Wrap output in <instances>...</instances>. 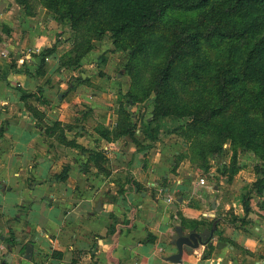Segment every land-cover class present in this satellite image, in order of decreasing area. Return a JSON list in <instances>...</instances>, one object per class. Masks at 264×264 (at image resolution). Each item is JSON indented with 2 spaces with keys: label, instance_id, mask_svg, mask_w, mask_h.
Masks as SVG:
<instances>
[{
  "label": "crops",
  "instance_id": "1",
  "mask_svg": "<svg viewBox=\"0 0 264 264\" xmlns=\"http://www.w3.org/2000/svg\"><path fill=\"white\" fill-rule=\"evenodd\" d=\"M55 27L46 12L29 15L15 0H0V264L9 254L10 264H170L163 258L177 252L176 227L200 233L216 221L210 256L199 247L181 264H264V220L240 221L243 207L223 199L217 166L205 181L164 131L155 140L139 128L115 138L112 81L93 75L75 86L55 51L37 71L38 54L56 44ZM22 93L33 96L21 100ZM127 110L136 123L134 108ZM56 123L68 145L46 133ZM242 176L231 190H241Z\"/></svg>",
  "mask_w": 264,
  "mask_h": 264
},
{
  "label": "trees",
  "instance_id": "2",
  "mask_svg": "<svg viewBox=\"0 0 264 264\" xmlns=\"http://www.w3.org/2000/svg\"><path fill=\"white\" fill-rule=\"evenodd\" d=\"M15 1L32 15L26 0ZM39 1L52 21L73 33L76 65L91 48V36L109 33L117 49L127 53L132 89L135 79L145 80L142 75L148 74L145 81L153 98L151 113L142 123L144 135L155 140L166 118L188 121L190 132L213 138L207 144L213 148L211 157L229 142L241 152L255 154L264 165V0ZM176 13L192 19L177 20ZM53 51L38 54L37 71ZM59 66L63 68L64 62L59 60ZM80 83L75 80V86ZM32 96L22 93L21 100ZM127 97L132 101L131 92ZM32 113L41 123L42 115ZM136 129L132 115L118 111L114 137L132 138ZM46 133L68 145L60 124L46 127ZM255 170L260 179L253 187L264 210V169ZM67 173L64 169L56 180L65 181ZM242 207L244 223L250 212L247 198ZM7 243L15 245L12 234ZM210 252L207 245L203 259Z\"/></svg>",
  "mask_w": 264,
  "mask_h": 264
},
{
  "label": "rangeland",
  "instance_id": "3",
  "mask_svg": "<svg viewBox=\"0 0 264 264\" xmlns=\"http://www.w3.org/2000/svg\"><path fill=\"white\" fill-rule=\"evenodd\" d=\"M26 1L28 2L27 7L31 12L35 13L36 10H41L42 12H46L49 16V12L39 0ZM173 16L175 19L184 22H189L192 19L191 16L181 13H176ZM52 22L55 24V28L58 31L56 44L53 48L55 53L59 56V60L64 62V67L60 70L64 72L63 74L66 80L75 83L76 78L80 81L83 80V78H91V76L96 75L98 78L103 79L104 83L112 81L114 85L109 92L112 94L115 103L119 104V108L123 110V112H127V107L132 106L137 115L135 127L142 130L144 118L149 116L152 110L150 99L153 97L148 93L147 83L145 81L148 78V74L144 73L142 75L145 80L135 79L134 88L132 89L133 84H131V79L128 75L131 71L127 70V53L122 49H117L109 33H105L101 36H91V40L89 39L91 48L80 56L79 65H76L74 62L77 53L73 48V33H71L67 27H59L55 21ZM73 75L78 77L75 78ZM107 78L109 80H107ZM101 89L107 91L106 87H101ZM130 92L132 101H129L127 97ZM130 112L131 111L128 113L131 114ZM163 123L164 128L162 127ZM156 124H152V129L156 128ZM188 124V121L186 124L182 120L178 121L175 118H166L162 120L159 132L164 131L162 134L167 136L173 135L178 139L180 144L184 145V152L179 159H188L192 166L199 171L200 176L203 177L205 181L209 178V169L213 166H217L219 179H221L223 183V199L238 200L240 204L243 205L247 198L250 207L249 215L261 217L264 220V210L260 208L262 201L261 198L256 195V191L253 187L260 179L255 169L257 166L264 169V165L261 164L259 157L251 152H241L239 147L232 146L229 142L223 143L221 149L217 150L214 156L211 157L213 148L207 144L213 138L209 135L198 137L197 133L189 131ZM159 132L157 134L158 138L162 136ZM145 136L150 139L147 135ZM213 159L214 162H212ZM241 171L244 172V177H241L243 185L240 191L235 192L231 190L230 187L238 186L237 183L239 180H236V178L238 172ZM210 181L219 184L216 178ZM230 215L234 218L233 213H230Z\"/></svg>",
  "mask_w": 264,
  "mask_h": 264
},
{
  "label": "water",
  "instance_id": "4",
  "mask_svg": "<svg viewBox=\"0 0 264 264\" xmlns=\"http://www.w3.org/2000/svg\"><path fill=\"white\" fill-rule=\"evenodd\" d=\"M217 230L216 223L212 224L209 230H204L200 233L191 231L185 233L181 227L175 228V234L171 237V245L175 247L176 253L168 257L163 258V261L170 264H181L184 255H191L193 251L199 247H205L210 244L213 236ZM32 246H27L24 254L25 260H30L32 257ZM11 255L3 264L11 263Z\"/></svg>",
  "mask_w": 264,
  "mask_h": 264
},
{
  "label": "built area",
  "instance_id": "5",
  "mask_svg": "<svg viewBox=\"0 0 264 264\" xmlns=\"http://www.w3.org/2000/svg\"><path fill=\"white\" fill-rule=\"evenodd\" d=\"M199 183H200V185H204V180L201 179V180L199 181Z\"/></svg>",
  "mask_w": 264,
  "mask_h": 264
}]
</instances>
